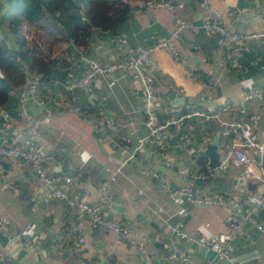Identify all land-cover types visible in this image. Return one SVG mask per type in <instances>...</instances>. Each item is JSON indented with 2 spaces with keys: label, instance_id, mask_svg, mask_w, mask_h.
Segmentation results:
<instances>
[{
  "label": "crops",
  "instance_id": "0c3cea01",
  "mask_svg": "<svg viewBox=\"0 0 264 264\" xmlns=\"http://www.w3.org/2000/svg\"><path fill=\"white\" fill-rule=\"evenodd\" d=\"M129 7L134 0H123ZM182 2L177 14L197 28L182 29L171 41L177 54L166 47H154L143 66V72L153 77V88L160 99L156 105V118L161 120L164 108L176 105L182 109L192 105L208 109L220 105L226 99L237 100L245 83L253 81L264 91V37L248 39L239 58L240 66L231 72L223 71L222 52L217 48V35L207 34L201 27V18L206 11L201 0H169ZM212 6L222 15L223 24L237 32L264 30V0H211ZM227 13L226 11H228ZM174 26L172 14L163 7H151L133 11L130 7L126 19L115 31L93 28L85 45H76L71 40L52 37L43 44V56L47 61L51 51H59L52 66L45 68L55 79H63L67 71L75 77L85 72L87 66L79 59L84 52L99 61L114 63L124 53V44L152 47L156 40L171 36ZM125 39L124 44L116 37ZM195 78H190V75ZM115 83L108 84L106 77L99 75L92 81V89L85 92L76 88L65 91L60 84H46L62 100V107L47 103L50 115L48 123H41L38 141L52 155L45 163L47 172L71 173V184L64 186L72 199L85 195L90 203L102 202L105 217L128 226L129 233L144 242L150 253V261L171 263L170 251L190 252L188 264H264V231L252 223H245L231 239L227 259H209L199 245L179 238L167 231L171 222L188 233L204 237L205 232L218 234L227 230L228 209L220 205H201L182 197L171 196L158 179L143 170H156L167 174L176 186L190 187L196 195L227 193L230 190L250 189L264 192V180L257 172L248 180L240 177V169L231 164L226 173L213 172L204 180H194L191 173L200 169L208 158L203 155L207 143L217 139V151L230 139L220 133L216 118L197 123L193 129V145L196 159L187 158L178 144L177 133L181 127L168 130L169 165L157 154V145L144 138L147 133L142 123L144 99L137 74L132 70L116 68ZM217 78L213 82L211 78ZM17 86V85H16ZM11 89L10 101L0 107V142L24 146L28 131L16 108V97ZM105 96V99H102ZM102 105L107 117L118 125L105 138L99 140L93 132L89 116ZM246 111L256 113L258 121L253 131L264 145V100L247 102ZM35 117L38 114L33 110ZM222 119L238 117L236 108L220 113ZM141 139V140H140ZM264 157V155H263ZM203 161L204 163H201ZM111 171L115 179L109 180ZM107 181L113 193L111 200H103L98 186ZM138 189L143 194H138ZM44 189L35 177L30 164L21 157L0 155V213L9 221L10 228L38 243L35 250L25 249L21 240L7 239L3 245L7 257L0 264H143L138 249L128 242L118 243L117 234L105 227H91L84 219L85 241L76 245V207L61 199L44 200ZM259 220L264 225V211ZM2 245V244H1ZM201 247V246H200Z\"/></svg>",
  "mask_w": 264,
  "mask_h": 264
},
{
  "label": "built area",
  "instance_id": "2783aa9c",
  "mask_svg": "<svg viewBox=\"0 0 264 264\" xmlns=\"http://www.w3.org/2000/svg\"><path fill=\"white\" fill-rule=\"evenodd\" d=\"M74 1L80 3V0ZM201 2L206 8L201 18V27L207 34L217 35V48L222 52L224 59L222 69L223 71L231 72L232 69L240 66L239 58L242 55L245 42L248 39L264 37V30L250 32L233 31L223 24L222 15L212 6L211 0H201ZM256 2L257 0H254V3ZM3 3L4 0H0V13ZM182 6V2L173 3L169 0H134L130 4L133 11H142L151 7H163L172 14L174 26L169 38L158 39L152 47H148L143 45H125V39L118 36L116 40L124 44V53L114 63L99 61L84 52H80L79 59L87 66L85 72L80 76L75 77L71 71H67L63 79H55L45 68L41 71L25 68L24 81L12 90L16 97L17 111L26 124L29 137L24 146L7 145L0 142V155L21 157L30 164L35 177L43 186V196L46 202L52 199H61L76 207L75 230L78 233L76 241L78 246L85 241L82 232L84 219H88L91 227L102 226L114 231L117 234L116 241L118 243L126 241L135 246L144 261H150L151 258L144 242L132 237L127 225L105 217L102 211V202L90 203L85 195L77 199H72L67 195L64 186L71 184L74 179L71 173L55 174L47 172L45 163L52 158V155L38 141L40 124L48 123L50 120L46 104L52 103L55 106L62 107V100L51 88L42 91V84H46L45 77L49 78L48 81L50 80L51 84H60L65 91L79 88L85 92H90L92 81L95 77L102 75L107 78L109 85H113L115 83L114 71L116 68L132 70L138 76L140 89L143 93L142 123L147 129L144 138L153 141L157 145V154L164 160L166 165L170 163L167 157L169 147V136L167 133L170 127H181L177 133L178 144L187 158L196 159L200 157L193 145V129L196 122L204 123L216 118L221 126V135L229 138L230 142H225L220 146L217 166L211 167L208 162H205L200 169L191 173V178L199 181L204 180L207 175L213 172L224 174L231 164H235L240 169V177L242 179L248 180L255 174L254 171H258L257 177L264 180V145L258 140L253 131V125L258 121V115L256 113H248L245 107L246 103L253 99L264 100L263 89L254 84L253 81L245 83L244 89L237 100L226 99L220 105L208 109H201L194 105L190 108L182 109L176 105H170L164 108L166 115L163 119L157 120L156 118V105L160 96L153 88V77L143 72V66L148 61V57L154 47H166L175 56L177 52L171 37L176 36L182 29L198 27L193 22H188L177 14V10L182 8ZM227 10L226 12L229 13V9ZM2 33L3 30L0 27V35ZM59 55V51L52 50L51 58L47 61L48 66H52L53 61ZM190 78H195V75L191 74ZM211 80L217 82L218 79L212 77ZM102 99H105V96H102ZM232 108L237 109L238 117L222 119L219 116L220 113L229 111ZM33 110L38 114V118L35 117ZM89 120L93 126V132L99 140L105 138L110 132L115 131L118 125L115 120L106 116L102 105H98L93 114L89 116ZM143 172L150 173L158 179L161 187L171 196L182 197L192 203L220 205L228 209L226 216L227 230L218 234L203 231L205 236L199 237L197 233H188L171 222L166 223L167 231L171 234L215 251L219 259L228 258L231 239L240 232L245 223H252L260 231H264V225L259 220L260 212L264 211V192L255 193L250 189H233L227 193L216 192L208 196L196 195L190 187L173 185L165 173L156 170H143ZM113 179H115V171H111L109 175V180ZM98 193L103 200H111L113 198V193L107 181H102L99 184ZM138 194H143V191L138 189ZM0 232L7 239L21 240L25 249L35 250L38 248L37 242L28 239L17 231H13L10 228L7 217L2 213H0ZM8 254L5 247L0 244V258L7 257ZM168 257L171 261H174L168 264H188L192 260L190 252L185 250L170 251ZM202 264L215 263L206 261ZM232 264L243 263L233 262Z\"/></svg>",
  "mask_w": 264,
  "mask_h": 264
},
{
  "label": "trees",
  "instance_id": "16d2710c",
  "mask_svg": "<svg viewBox=\"0 0 264 264\" xmlns=\"http://www.w3.org/2000/svg\"><path fill=\"white\" fill-rule=\"evenodd\" d=\"M0 13V107L26 69L47 65L43 44L52 37L87 43L93 28L115 31L130 10L123 0H4ZM89 24V26H88ZM18 57V59H17ZM47 58V59H46ZM201 163H204L201 161Z\"/></svg>",
  "mask_w": 264,
  "mask_h": 264
},
{
  "label": "water",
  "instance_id": "95a60500",
  "mask_svg": "<svg viewBox=\"0 0 264 264\" xmlns=\"http://www.w3.org/2000/svg\"><path fill=\"white\" fill-rule=\"evenodd\" d=\"M89 26V24H88ZM1 139V137H0ZM203 155H205L208 158V164L211 167H215L218 165L219 163V153L217 151V139L215 138L213 142H209L207 143L205 149L203 150ZM7 241V238L5 237V235L0 232V244L4 245ZM192 247H195L194 243H192ZM199 250L202 249V251H204L205 255L207 256V258L209 259H214V257H216V252L209 249V248H203L198 246L197 247ZM158 262L157 259H153V263H146L144 261L143 264H156Z\"/></svg>",
  "mask_w": 264,
  "mask_h": 264
}]
</instances>
